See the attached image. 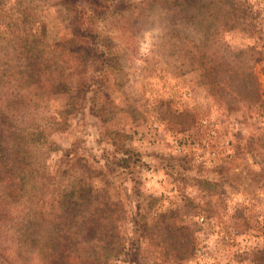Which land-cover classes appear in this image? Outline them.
<instances>
[{
    "label": "rangeland",
    "instance_id": "rangeland-1",
    "mask_svg": "<svg viewBox=\"0 0 264 264\" xmlns=\"http://www.w3.org/2000/svg\"><path fill=\"white\" fill-rule=\"evenodd\" d=\"M0 130V264H264V0H0Z\"/></svg>",
    "mask_w": 264,
    "mask_h": 264
},
{
    "label": "trees",
    "instance_id": "trees-1",
    "mask_svg": "<svg viewBox=\"0 0 264 264\" xmlns=\"http://www.w3.org/2000/svg\"><path fill=\"white\" fill-rule=\"evenodd\" d=\"M80 36V32L79 31H75L74 32V39L70 40L71 43H73V45H75V47H79V48H83V42L81 41V39H78V37ZM80 42V43H79ZM92 57V51L91 49H86V51L82 52L79 57H78V61H80V64L84 65V60H88ZM86 83L85 82H80V86L84 87ZM4 131L0 130V154L2 155L3 158L0 159V167L1 164L4 163V165H6L8 162L11 163V161L8 159L7 154H6V149L3 147V141H2V137H3ZM9 152V151H8ZM8 161V162H7ZM12 174H14L13 172H11Z\"/></svg>",
    "mask_w": 264,
    "mask_h": 264
}]
</instances>
